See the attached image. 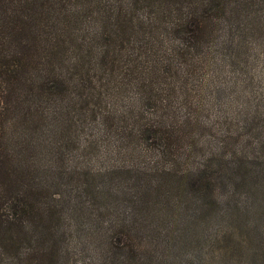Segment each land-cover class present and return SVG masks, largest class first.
<instances>
[{
	"label": "rangeland",
	"instance_id": "374dc122",
	"mask_svg": "<svg viewBox=\"0 0 264 264\" xmlns=\"http://www.w3.org/2000/svg\"><path fill=\"white\" fill-rule=\"evenodd\" d=\"M194 1L33 0L56 12L33 49V122L105 215L79 234L120 239L144 207L125 264H264V0L202 14ZM103 193L122 206L93 210ZM74 225L53 217L63 257L46 264H97ZM36 226L0 239V264L34 248Z\"/></svg>",
	"mask_w": 264,
	"mask_h": 264
},
{
	"label": "trees",
	"instance_id": "16d2710c",
	"mask_svg": "<svg viewBox=\"0 0 264 264\" xmlns=\"http://www.w3.org/2000/svg\"><path fill=\"white\" fill-rule=\"evenodd\" d=\"M198 1L203 10H198L197 13L202 14L206 9L221 11L215 9H225L228 5L229 8L236 7L244 0L194 2ZM249 1L252 0L245 3ZM191 9L194 11L196 8ZM55 15L56 12L53 9L49 11V8L47 11H38L33 0H0V239L16 242L21 237L23 224L31 228L33 220L38 229V234L31 236L34 248L18 252L10 264H46V261L52 260L61 263L60 258L63 256L57 249L60 241L51 232L56 214L68 215L71 222L75 223L72 227L77 233L79 222L85 216H91L95 223L97 219L101 221L105 218L104 213H89L85 207L83 200L88 193H95L94 189L86 183L75 188L77 181L71 175L75 172L63 171V156L58 150L62 143L39 140L37 134L41 126L39 122H33V106L41 102L38 87L33 86L35 80L30 77L36 66L33 49H38V41L46 27L44 21L48 18L52 20ZM43 41L42 38L41 42ZM115 184L120 185L119 182H113L110 187ZM134 187L132 191L136 190ZM136 188L135 193L143 197L145 193L141 192L142 189L138 186ZM101 192L102 190L98 191L97 195ZM97 195L90 205L93 210L98 206L108 211L109 208L122 206L119 202L105 199L106 193L101 197ZM5 200L7 210L2 207ZM51 200L56 203L51 209L52 214L49 213ZM142 204L148 206L147 202ZM144 212V207L137 205L133 208L125 223L131 230L130 234L120 239L108 235L96 238L78 233V236L87 245L86 248L96 251L97 264H125L130 260L127 254L136 252L128 242L137 236L141 237V232L137 230L144 225L141 222V219L146 218ZM22 213L30 217L31 221L21 222ZM9 245L14 246L12 243Z\"/></svg>",
	"mask_w": 264,
	"mask_h": 264
}]
</instances>
